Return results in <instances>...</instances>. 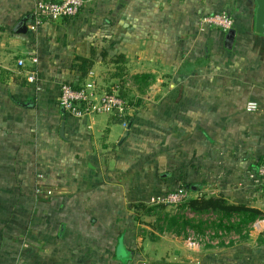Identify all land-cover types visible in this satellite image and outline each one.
<instances>
[{
  "label": "crops",
  "instance_id": "0c3cea01",
  "mask_svg": "<svg viewBox=\"0 0 264 264\" xmlns=\"http://www.w3.org/2000/svg\"><path fill=\"white\" fill-rule=\"evenodd\" d=\"M36 1L0 0V264H141L172 241L141 224L139 205L155 207L152 197L183 186L203 195L199 180L210 182L205 191L248 205L238 184L252 175L246 162L264 153L255 0H86L76 17L32 31ZM218 11L233 14L234 34L202 28V16ZM111 13L122 23L131 18L128 30L118 26L133 34V76L155 77L145 93L133 84L144 105L124 140L127 125L113 115L79 118L60 104L62 84L86 81L78 57L94 61L97 75L103 58L93 35ZM249 101L259 103L257 114L246 111ZM256 222L252 238L264 232ZM237 248L230 255L246 254Z\"/></svg>",
  "mask_w": 264,
  "mask_h": 264
},
{
  "label": "rangeland",
  "instance_id": "374dc122",
  "mask_svg": "<svg viewBox=\"0 0 264 264\" xmlns=\"http://www.w3.org/2000/svg\"><path fill=\"white\" fill-rule=\"evenodd\" d=\"M191 5L192 3L189 7ZM196 15L197 16L195 17L193 24L197 25L199 30V13L197 12ZM107 19L109 22L107 24L104 23L101 26L103 30H100L98 34L94 32L95 34L93 35V41L96 43L98 48V57L101 56L103 58V63H99L96 66L97 75L95 79L97 81V90L100 94L111 92L113 86L116 83H120L121 85H124V88H126L129 98H136L138 97L135 96L137 95V90L135 91V88H132L133 83L130 78L133 77L132 71L135 70V68L131 64V58H129L131 56L133 34L121 33V29L118 26L123 24V29L128 30L131 26V18L128 17L127 20L125 17L124 22L122 23L121 20L116 17L115 13H111L107 16ZM146 20L147 19L145 18V21ZM198 34L191 36H197ZM140 39L146 40L147 35H141ZM122 44L127 46V54H124L126 59L120 64H115L112 62V59L120 53L121 48L119 47ZM106 53L107 55H105ZM128 55L129 57H127ZM257 113L258 111L252 113V115ZM246 163L249 164L250 170L252 169V175L248 178L249 180L246 183L244 182L243 184L242 182L238 184L239 188H243L242 190H245L244 196L241 195L240 198L248 200V205L255 206L264 211V153L255 156L253 155V158ZM209 183V181L205 182L199 180V189H208L209 187L207 186ZM218 188H220V186ZM192 189L196 190L195 187H192ZM205 189L202 193L203 195L189 190L190 199L199 198L201 196L223 195L232 202L234 201V196H226L220 192L213 194L211 193V190L205 191ZM164 207L165 209L159 208L152 214L147 213V210L145 209L144 215L139 217V220L141 224H145L155 229L169 241H172L171 243H168L172 246L175 245V250L170 245L168 247L167 244H165V247L161 246V249L156 252L155 256L143 259V263L141 264H168L171 262L183 264H264V246L260 248L257 247L259 237L253 236L255 240L250 236L247 239H243L240 234L234 230L229 231L225 228L218 227L217 223L219 215L216 212L212 210L203 213L195 212L189 207H186L185 203L178 205H165ZM164 214H168L170 218L175 217V220L178 222H174L175 224L173 225V228L181 229L185 226V232H183L182 235H177L169 231L163 234L160 230V226L163 223L161 220L163 219ZM183 221H187L189 223L184 224ZM262 221H264V219H262ZM199 222L201 223L200 225ZM257 226H259V224L256 225V227ZM141 230L144 231V234H148L147 232L151 231L147 228H143ZM207 233L211 235V242L202 244L201 246H196L191 243L190 237H199ZM234 235L237 236L236 238L238 239L236 244H233L232 242V236ZM241 240H243V243L239 242ZM245 242L247 244L243 245ZM233 247H238L237 249H239L240 253L246 254L241 257L237 255L233 256V253L230 255V251L233 250ZM120 256L124 257L125 262H127V260L129 261L126 257V250H121Z\"/></svg>",
  "mask_w": 264,
  "mask_h": 264
},
{
  "label": "built area",
  "instance_id": "2783aa9c",
  "mask_svg": "<svg viewBox=\"0 0 264 264\" xmlns=\"http://www.w3.org/2000/svg\"><path fill=\"white\" fill-rule=\"evenodd\" d=\"M86 0H37L34 5L33 16L30 23V30L36 31L45 22L57 21L60 19H71L76 17L84 6ZM202 28L215 27L224 32H229L235 26L234 17L226 11L205 14L201 18ZM33 63L38 62V57L31 54ZM25 59H19V66H25ZM95 73L91 70L86 81L80 86L64 83L61 86V106L71 115L79 118H90L101 114L123 116L128 106L127 101L120 95L121 84L116 83L111 92L100 94L97 90ZM28 80L37 82L35 70L28 71ZM248 113L257 112L260 105L257 101H249L245 107ZM124 125H128L123 123ZM43 177V175H40ZM39 185L37 194L42 193ZM51 194V191H48ZM190 199V191L186 187H179L164 195H158L150 199L152 205H178ZM193 245L201 246L211 242L209 233L199 237H190Z\"/></svg>",
  "mask_w": 264,
  "mask_h": 264
},
{
  "label": "trees",
  "instance_id": "16d2710c",
  "mask_svg": "<svg viewBox=\"0 0 264 264\" xmlns=\"http://www.w3.org/2000/svg\"><path fill=\"white\" fill-rule=\"evenodd\" d=\"M105 55H107V53ZM125 59L126 56L124 54H118L116 55V57H113L112 62L115 64H120ZM77 60L81 62L79 68L82 72V78L85 79L88 73L92 70L91 68H93L94 61L85 57H78ZM131 80L133 84L137 85V88L139 91H141V93H145L147 88L154 82L155 77L153 74L150 73H139L134 75ZM120 95L127 101L128 106L123 116H113L116 122L129 124L130 122H133L135 120L136 109H139L144 105V99L142 97L129 98L126 88H124V85H121ZM139 206L146 209L147 213L149 214L154 213L155 210L159 208L165 209L164 204H159L156 207H148L144 204H140ZM185 206L199 213L206 212L209 210L216 212L219 215L217 226L220 228H225L229 231L234 230L235 232L239 233L243 239H247L250 236V228L257 220L264 219L263 210L255 208L253 206H249L247 204L231 202L228 198L223 195L201 196L199 198H192L185 202ZM174 222H178L175 220V217L170 218L168 214H164V224L161 228V231H169L177 235H182V233L185 232V226L181 229H174ZM183 222L184 224L189 223L187 221ZM258 244L264 245V232L260 235L258 239ZM168 264L183 263L171 262Z\"/></svg>",
  "mask_w": 264,
  "mask_h": 264
},
{
  "label": "water",
  "instance_id": "95a60500",
  "mask_svg": "<svg viewBox=\"0 0 264 264\" xmlns=\"http://www.w3.org/2000/svg\"><path fill=\"white\" fill-rule=\"evenodd\" d=\"M255 2L257 4L256 16H255V31L258 34L264 35V0H255ZM22 30L23 32H25L26 28L24 27ZM230 31H231V34H234L233 29ZM63 111L66 112L64 108H63ZM64 127H65V123L62 125V129H61L62 133H64ZM131 127H132V122H130L127 125V131L122 140H124L125 137L129 134Z\"/></svg>",
  "mask_w": 264,
  "mask_h": 264
}]
</instances>
